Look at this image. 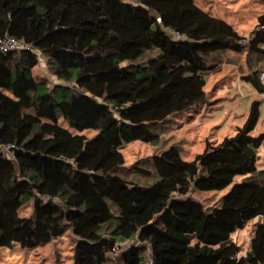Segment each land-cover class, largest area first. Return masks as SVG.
Returning <instances> with one entry per match:
<instances>
[{
	"label": "trees",
	"instance_id": "1",
	"mask_svg": "<svg viewBox=\"0 0 264 264\" xmlns=\"http://www.w3.org/2000/svg\"><path fill=\"white\" fill-rule=\"evenodd\" d=\"M5 35L31 51L0 52V145L15 146L14 159L0 152L1 246L37 248L72 230L74 264H264L259 102L233 136L191 162L172 145L129 177L120 151L158 146L159 125L205 104V76L222 64L215 57L248 47L250 66L264 58V12L246 41L195 0H0ZM40 56L64 85L41 91ZM258 75L243 80L261 93ZM61 117L99 130L100 141L60 126ZM237 175L246 178L232 186ZM230 186L215 207L192 195ZM24 197L30 217L20 213ZM255 218L251 251L239 258L231 235Z\"/></svg>",
	"mask_w": 264,
	"mask_h": 264
},
{
	"label": "rangeland",
	"instance_id": "2",
	"mask_svg": "<svg viewBox=\"0 0 264 264\" xmlns=\"http://www.w3.org/2000/svg\"><path fill=\"white\" fill-rule=\"evenodd\" d=\"M195 4L200 9L232 24L246 41L256 28L258 17L264 12V0H195ZM248 53L247 47L243 51L229 50L223 55L215 57L216 61L221 62L222 60V64L216 71L207 73L205 76V89L208 93L206 103L196 109H190L188 112L175 114L159 125L162 142L158 146L142 141L122 146L120 151L125 159L122 173L132 177L133 171L137 167L152 169L153 157L172 145L180 148L184 161H193L197 155L205 151L208 142L216 145L225 137L233 136L237 131L236 128L246 122L255 102H259L260 119L252 136L258 137L264 134V98L250 83L243 80V76L251 74L254 67L258 71L264 70V58L253 55L250 57L252 64L250 66L247 63ZM258 58L259 62H257ZM33 74L37 79L48 83V86L41 88L42 92L49 91L55 85L65 84L51 74L48 62L42 56L39 64L33 69ZM58 91L59 100L68 98L65 94L63 95L61 90ZM234 95L240 101V105L236 110L233 109L235 112L230 115L228 110L233 103L224 99L232 100ZM220 101L223 102L220 103ZM58 124L72 133L86 136L89 143L99 142L101 139L99 130H78L68 119L63 117L59 119ZM257 154V168L262 171L264 170V140L257 149ZM245 178L246 176L237 175L232 186L241 183ZM232 186L219 191L194 190L192 195L206 207H215L220 204L222 197L230 191ZM20 213L24 217L32 215L33 201L31 198H23ZM260 223L261 218H255L248 222L243 229H239L231 235L230 241L240 246L239 258L250 253L252 240ZM76 242L77 237L72 230H68L49 244L37 248L0 245V264H74L73 251ZM135 243L140 245L139 241L134 240L124 244L123 249Z\"/></svg>",
	"mask_w": 264,
	"mask_h": 264
},
{
	"label": "built area",
	"instance_id": "3",
	"mask_svg": "<svg viewBox=\"0 0 264 264\" xmlns=\"http://www.w3.org/2000/svg\"><path fill=\"white\" fill-rule=\"evenodd\" d=\"M176 39H180L182 36H179L178 34H175ZM31 51V48L26 45L21 40H18L17 38L5 35L0 36V52L3 54H9L13 52H23V51ZM36 52V51H35ZM38 55H40L38 52H36ZM41 61V56L39 57V62ZM259 81L262 85V92L261 95L264 98V71H259ZM14 149L15 146L13 145H0V152H2L6 158L8 159H14ZM119 251V247H116L113 251V255H116Z\"/></svg>",
	"mask_w": 264,
	"mask_h": 264
},
{
	"label": "crops",
	"instance_id": "4",
	"mask_svg": "<svg viewBox=\"0 0 264 264\" xmlns=\"http://www.w3.org/2000/svg\"><path fill=\"white\" fill-rule=\"evenodd\" d=\"M254 71H257V70L255 69V67L252 69V72H254ZM260 94H261V93H260ZM220 100H221V99H220ZM224 100L233 103L232 105L229 106L230 109L228 110V111H229V114H230V115H233V113L235 112L237 106L240 105V101L238 100V98L235 97V95L233 96V99H232V100H228V99H224ZM224 100H223V101H224ZM217 101H219V100H217ZM223 101H220V103L223 102ZM212 103H214V102H212ZM197 108H198V107H197ZM194 109H196V108H194ZM233 109H235V110H233ZM191 110H192V109H191ZM187 112H188V111H187ZM237 128H238V127H237ZM237 128H236V130H237Z\"/></svg>",
	"mask_w": 264,
	"mask_h": 264
}]
</instances>
